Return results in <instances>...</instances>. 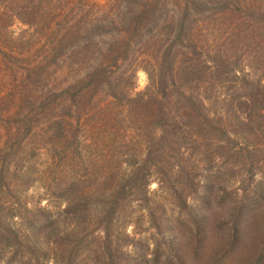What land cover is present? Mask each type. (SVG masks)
<instances>
[{"label": "trees", "instance_id": "1", "mask_svg": "<svg viewBox=\"0 0 264 264\" xmlns=\"http://www.w3.org/2000/svg\"><path fill=\"white\" fill-rule=\"evenodd\" d=\"M263 165L264 0H0V257L53 227L34 187L65 202L62 243L96 216L112 244L131 202L155 219L153 182L186 208L200 171L213 190Z\"/></svg>", "mask_w": 264, "mask_h": 264}, {"label": "rangeland", "instance_id": "2", "mask_svg": "<svg viewBox=\"0 0 264 264\" xmlns=\"http://www.w3.org/2000/svg\"><path fill=\"white\" fill-rule=\"evenodd\" d=\"M91 1L100 6L108 3V0ZM20 28L17 25L14 30L19 32ZM200 36L202 41H207L206 31ZM146 63L137 70L135 93L148 87V70L152 74L156 72L151 63ZM200 172L186 208L177 204L169 186L160 190L158 183L153 182L148 205L155 219L142 211L138 202H131L128 212L114 219V233L109 235L112 244L104 242V234L96 229L98 218L93 215L81 234L69 237L76 241L79 238L76 242L79 244L62 243L58 236L71 233L72 226L71 218L62 214L66 204L51 197L54 186L47 187L49 191H45V185L34 187L23 199L30 209L51 210L53 216L48 220L53 227L38 237L25 229L23 240L31 247L19 252L13 248L5 250L0 264H264V191L257 197L254 194L255 182L264 178V173L250 182L246 174L237 172L208 190L204 178L207 173ZM253 197L258 200L256 205L251 200ZM248 205L253 211L241 215V209ZM16 222L22 223L23 228L28 225L27 220Z\"/></svg>", "mask_w": 264, "mask_h": 264}]
</instances>
